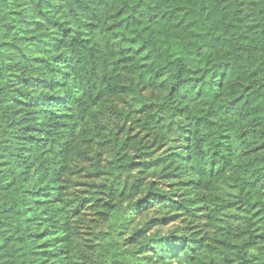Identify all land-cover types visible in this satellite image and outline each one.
<instances>
[{"label": "trees", "instance_id": "16d2710c", "mask_svg": "<svg viewBox=\"0 0 264 264\" xmlns=\"http://www.w3.org/2000/svg\"><path fill=\"white\" fill-rule=\"evenodd\" d=\"M131 212L264 264V0H0V264H143Z\"/></svg>", "mask_w": 264, "mask_h": 264}, {"label": "rangeland", "instance_id": "374dc122", "mask_svg": "<svg viewBox=\"0 0 264 264\" xmlns=\"http://www.w3.org/2000/svg\"><path fill=\"white\" fill-rule=\"evenodd\" d=\"M81 166V165H80ZM130 218L133 220V213L131 212ZM197 221H200V219H197ZM147 222V217L140 219L138 215L135 216L134 220L132 221V225L137 227V229L142 232L138 235V237L134 240V246L133 250L139 254V257L143 259V264H153V260L151 259V246H153V235L156 232H167V228H171L174 226L175 222H169L168 225H165L164 227H155L154 229H151L147 232H145V223ZM179 223H177L178 225ZM138 231V232H139ZM145 232V233H144ZM130 233V232H129ZM128 233V234H129ZM128 234L119 236L118 239H124L128 236ZM139 248V249H138Z\"/></svg>", "mask_w": 264, "mask_h": 264}]
</instances>
